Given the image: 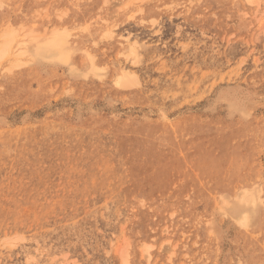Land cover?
<instances>
[{"label":"rangeland","instance_id":"rangeland-1","mask_svg":"<svg viewBox=\"0 0 264 264\" xmlns=\"http://www.w3.org/2000/svg\"><path fill=\"white\" fill-rule=\"evenodd\" d=\"M7 33L0 264H264V0H0Z\"/></svg>","mask_w":264,"mask_h":264},{"label":"bare ground","instance_id":"bare-ground-1","mask_svg":"<svg viewBox=\"0 0 264 264\" xmlns=\"http://www.w3.org/2000/svg\"><path fill=\"white\" fill-rule=\"evenodd\" d=\"M249 1H258V0H249ZM2 37L4 38L5 42L0 46V51L2 53V57H5V56L9 55L11 52L12 41H14V36L12 33H7ZM67 42H68V38L65 35L53 36V38L49 40V42L45 45V47L38 49V52L43 53V51L49 52V50L50 51H53L54 49L56 50L59 47L65 46L67 44ZM59 59H61L63 61L67 60L68 54H64L63 52H60ZM117 82H118L117 83L118 86H122V87L128 86L130 84V78L127 75V73H122V75L119 77Z\"/></svg>","mask_w":264,"mask_h":264}]
</instances>
